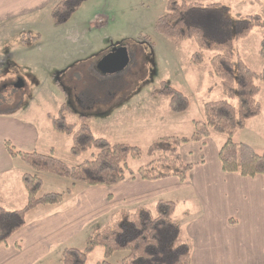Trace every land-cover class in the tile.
Listing matches in <instances>:
<instances>
[{
  "label": "rangeland",
  "instance_id": "1",
  "mask_svg": "<svg viewBox=\"0 0 264 264\" xmlns=\"http://www.w3.org/2000/svg\"><path fill=\"white\" fill-rule=\"evenodd\" d=\"M57 1L42 0L41 7L7 18L4 28L0 29V118L9 119L19 130L22 127L28 130L25 126L28 124L35 125L36 151L53 154L70 166L96 154L93 147L77 157L71 155L70 136L53 130L49 120V115L63 109L67 121L76 127L84 117L94 136L111 144L128 143L141 149L139 159L130 158L127 162L126 178H129L131 171L135 172L150 160L146 151L152 140L162 136H189L193 120H203L202 104L224 98L219 79L210 74L209 58L213 51H206L200 64H192L190 57L198 49L193 40L174 43L155 31L154 22L166 12L167 0H86L67 22L59 25L54 24L50 16ZM186 2H219L231 16L259 14L264 18V0ZM199 21L213 32L210 20L201 17ZM263 32V28L255 27L236 44L246 64L255 72L264 66L258 54ZM120 46L127 48L128 65L114 74H100L96 70L97 62ZM18 81L22 85L16 88ZM162 83L188 97L187 111L178 116L170 111L168 98L158 93ZM259 85L264 88L263 83ZM1 125L0 122V129ZM25 141H28L27 136ZM19 163L25 171H31L17 159L16 164ZM38 175L44 183L41 192L65 193L69 188L73 193H80L86 189L83 184H73L46 172ZM172 195L174 200L185 198L177 205L175 217H181V211L195 206V200L185 191ZM9 196L5 194V198ZM12 204L14 207L5 206L19 209L25 202ZM154 207L155 204L149 208L154 211ZM192 218L193 214L188 219L178 220L185 223ZM102 222L98 220L88 225L84 234L79 233L70 246L82 250L87 235L102 226ZM133 234L129 230L120 239L123 241ZM125 254L116 251L109 261L119 264ZM102 258L103 248L97 246L87 255L84 264H96ZM38 264H60V257L55 258L52 253Z\"/></svg>",
  "mask_w": 264,
  "mask_h": 264
},
{
  "label": "trees",
  "instance_id": "2",
  "mask_svg": "<svg viewBox=\"0 0 264 264\" xmlns=\"http://www.w3.org/2000/svg\"><path fill=\"white\" fill-rule=\"evenodd\" d=\"M84 1H57L50 12L53 23L67 22ZM201 17L212 22L213 32L199 21ZM255 27L264 30L261 15L236 13L231 16L219 2L166 1V12L154 22L155 31L174 43L193 40L198 49L190 57L192 64H200L205 52L213 51L209 58L210 74L219 79L224 98L202 104L203 120H193V131L189 136H162L152 140L146 151L150 160L135 172L131 171V176L147 181L175 177L183 182L193 165L183 160L180 147L202 142L212 133H218L225 136L217 151L221 170L243 177L261 175L264 179V149L258 153L248 143L233 138L249 119L261 113L257 95L259 82L264 83V66L259 72L252 70L236 47L237 41L248 36ZM258 54L264 61V32ZM158 93L168 98V107L174 114H182L189 108L188 97L172 86L162 83ZM81 118L82 122L76 127L67 121L63 109L56 115H49L53 130L70 136L71 155L77 157L93 147L97 150L91 159L77 165H67L53 154L18 149L10 141H2L7 154L19 159L31 171L21 175L26 194L24 206L16 210L0 207V244H5L25 225L30 211L41 206L59 205L72 194L69 188L65 193L41 192L43 180L38 173L46 172L86 187L113 186L126 178L128 160L141 157L142 151L135 145L111 144L94 136L85 118ZM175 206L174 200L159 199L154 211L143 206L134 211L124 208L113 211L102 226L87 235L82 250L64 248L60 264H84L87 255L97 246L103 248V258L96 264H112L109 259L116 251L126 252L119 264H190L192 242L183 235L181 224L174 217ZM129 230L134 234L122 241L120 237Z\"/></svg>",
  "mask_w": 264,
  "mask_h": 264
},
{
  "label": "crops",
  "instance_id": "3",
  "mask_svg": "<svg viewBox=\"0 0 264 264\" xmlns=\"http://www.w3.org/2000/svg\"><path fill=\"white\" fill-rule=\"evenodd\" d=\"M41 4L42 0H0V29L7 18L30 13ZM257 100L261 113L249 119L233 138L260 153L264 149V88L260 87ZM0 122V207L16 210L5 205L14 207V202H25L21 175L26 171L7 154L2 141L8 140L18 149L36 151L37 129L28 124V130H19L7 118H0ZM224 139L212 133L202 142L180 147L183 160L193 165L183 182L175 177L147 181L134 175L117 185L89 186L80 193L72 192L59 205L33 209L25 225L0 244V264H38L52 253L60 257L61 251L71 247L73 239L84 234L88 225L98 220L105 223L113 211H134L139 206L150 209L159 199L174 200L172 194L182 191L196 202L190 210L180 212L186 219L193 214L191 220L180 223L183 235L192 242L190 264H264V179L261 175L243 177L223 172L217 151ZM184 199L174 200L175 209Z\"/></svg>",
  "mask_w": 264,
  "mask_h": 264
},
{
  "label": "water",
  "instance_id": "4",
  "mask_svg": "<svg viewBox=\"0 0 264 264\" xmlns=\"http://www.w3.org/2000/svg\"><path fill=\"white\" fill-rule=\"evenodd\" d=\"M129 61L130 56L125 46L114 47L97 62L96 70L102 75L114 74L122 71ZM21 85V81H18L14 87Z\"/></svg>",
  "mask_w": 264,
  "mask_h": 264
}]
</instances>
